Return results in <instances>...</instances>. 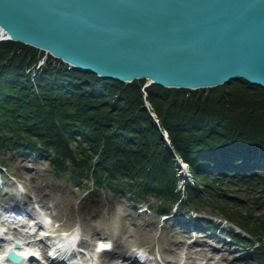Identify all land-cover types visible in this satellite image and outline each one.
<instances>
[{"label": "trees", "instance_id": "obj_1", "mask_svg": "<svg viewBox=\"0 0 264 264\" xmlns=\"http://www.w3.org/2000/svg\"><path fill=\"white\" fill-rule=\"evenodd\" d=\"M146 83L101 78L2 41L0 149L47 156L57 174L129 193L136 204L153 197L166 216L175 206L179 214L210 207L264 264V88L245 80L198 90ZM175 157L193 178L179 189ZM193 218L196 227L214 224Z\"/></svg>", "mask_w": 264, "mask_h": 264}, {"label": "water", "instance_id": "obj_2", "mask_svg": "<svg viewBox=\"0 0 264 264\" xmlns=\"http://www.w3.org/2000/svg\"><path fill=\"white\" fill-rule=\"evenodd\" d=\"M0 29L122 83L198 90L245 80L264 88V0H0Z\"/></svg>", "mask_w": 264, "mask_h": 264}, {"label": "rangeland", "instance_id": "obj_3", "mask_svg": "<svg viewBox=\"0 0 264 264\" xmlns=\"http://www.w3.org/2000/svg\"><path fill=\"white\" fill-rule=\"evenodd\" d=\"M0 163V214L7 218L14 209H20L21 215L13 214L16 216L10 221L27 224L38 222L32 215L39 217L41 222L28 229L33 233L29 240L40 251L47 249L54 237L75 232L82 264H119L118 256L133 247L147 252L153 259L150 264H259L249 255L250 249H242L233 239V232L240 230L231 232L232 225L214 215L210 207H203L199 213L184 208L179 214L175 206L170 210L172 215L164 216L155 212L161 204L157 199L147 197L136 204L131 201L132 195L123 191L93 190L92 182L57 174L49 158L38 153L2 148ZM175 163L186 165L179 158ZM187 170L185 175L191 182L187 181L193 183ZM184 183L178 178V189ZM196 216L211 219L214 224L191 229L187 220ZM13 225L22 230L20 223ZM36 232L43 234L42 238ZM48 233L53 236H46Z\"/></svg>", "mask_w": 264, "mask_h": 264}, {"label": "bare ground", "instance_id": "obj_4", "mask_svg": "<svg viewBox=\"0 0 264 264\" xmlns=\"http://www.w3.org/2000/svg\"><path fill=\"white\" fill-rule=\"evenodd\" d=\"M2 35H4L3 33H2V31L0 30V36H2ZM175 160H177V158H175ZM181 162V161H180ZM177 165V164H176ZM178 167V166H177ZM186 169H188V165L186 164H183V163H181L180 164V166L178 167V170L179 171H181L182 173H178V175L180 174V178H182L184 181H185V183H184V185L182 186V188L185 186V184H186V182H188V181H190L191 182V180L190 179H188L186 176H187V173H186V175H185V170ZM178 172V171H177ZM187 172H188V175H191L190 173H189V169L187 170ZM186 177V178H185ZM188 180V181H187ZM21 213L22 212H18V214L19 215H21ZM24 214V213H23ZM25 215H28V213L27 214H25ZM29 216V215H28ZM164 216H166V215H164ZM5 222L6 221H8V219L6 220H4ZM18 223H21V225H19L21 228H22V231L20 232L19 230H16V232H15V234L16 235H20V236H22V237H24V238H27L29 235L28 234H30V229H28V227L26 226V224L25 223H22L21 221H18ZM18 223H15L14 221L12 222V224H18ZM36 224H39V222H37ZM187 225L191 228V229H194L196 226H194V225H192L191 223H189V222H187ZM24 233V234H23ZM26 234L28 235V236H26ZM35 235H37L38 237H40V238H42V234L40 233V232H36L35 233ZM2 246L3 245H0V250H1V248H2ZM121 260H120V259ZM118 259H119V264H138V263H136V262H133V260L132 261H128V258L127 257H125V256H121V255H119L118 256ZM61 261V260H60ZM53 264V263H52Z\"/></svg>", "mask_w": 264, "mask_h": 264}]
</instances>
